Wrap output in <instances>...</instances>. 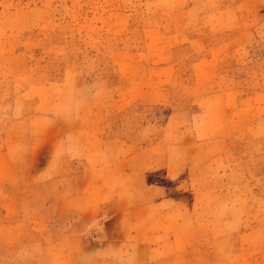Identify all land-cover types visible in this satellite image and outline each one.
Masks as SVG:
<instances>
[{
    "label": "rangeland",
    "instance_id": "obj_1",
    "mask_svg": "<svg viewBox=\"0 0 264 264\" xmlns=\"http://www.w3.org/2000/svg\"><path fill=\"white\" fill-rule=\"evenodd\" d=\"M190 42L220 58L215 80H194ZM98 121L108 140L184 145L175 155L223 138L190 185L203 234L162 264H264V0H0V208L52 201L55 215L64 183L32 172L54 158L71 194L76 131ZM131 252L101 264L147 259Z\"/></svg>",
    "mask_w": 264,
    "mask_h": 264
},
{
    "label": "crops",
    "instance_id": "obj_2",
    "mask_svg": "<svg viewBox=\"0 0 264 264\" xmlns=\"http://www.w3.org/2000/svg\"><path fill=\"white\" fill-rule=\"evenodd\" d=\"M190 43L194 80H215L220 58L212 53L198 57ZM76 133L81 136L72 157L85 163L82 182H72V193L64 195L71 185L64 182V173L50 170L54 158L32 172L40 176L35 187L56 175L64 183L57 188L62 197L53 216L43 212L53 208L52 201L28 202L27 206L25 199H18L0 208L4 218L0 215V264H101L104 258L122 255L125 248L132 249L133 256L147 258L140 264H162V257L183 260L188 256L193 240L203 234L206 225L199 211L205 206L190 185L214 153L223 152L224 139L198 141L196 146L201 149L188 146L185 153L175 155L173 148L185 146L164 140L148 143L143 138L138 143L108 140L101 121L79 127ZM108 141L118 145L112 150ZM214 141L213 149L206 145ZM182 174L185 177L180 180ZM19 184V190L11 191L26 193L27 185ZM27 207L41 213L27 219L23 215ZM60 224H64L62 231L57 228ZM18 230L23 234L20 238Z\"/></svg>",
    "mask_w": 264,
    "mask_h": 264
}]
</instances>
